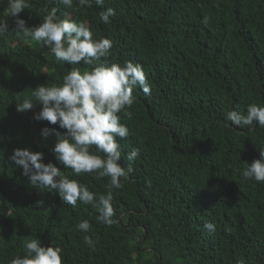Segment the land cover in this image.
I'll return each instance as SVG.
<instances>
[{
  "label": "trees",
  "instance_id": "obj_1",
  "mask_svg": "<svg viewBox=\"0 0 264 264\" xmlns=\"http://www.w3.org/2000/svg\"><path fill=\"white\" fill-rule=\"evenodd\" d=\"M19 14L27 26L43 22L48 9L87 21L93 38H109L107 58L142 65L150 94L133 91L134 104L121 113L129 136L117 138L123 167L139 150L133 172L113 189L114 225L100 223L91 205L75 207L59 195L30 185L9 157L14 149L44 154L69 179L98 194L108 178L75 176L51 152L31 97L37 85L62 83L73 67L57 62L42 43L10 33L0 37V264L25 254L28 236L60 247L63 264H264V182L245 180L243 162L259 158L264 128L226 126L229 111L264 106V0H104L103 6H65L60 0H28ZM115 9L110 23L99 12ZM208 18L205 26L202 21ZM7 19V0H0ZM31 99V110L17 105ZM64 131V130H60ZM87 219L88 233L75 225ZM214 223L210 233L205 225ZM94 234V235H93ZM90 235L95 251L84 244Z\"/></svg>",
  "mask_w": 264,
  "mask_h": 264
},
{
  "label": "clouds",
  "instance_id": "obj_2",
  "mask_svg": "<svg viewBox=\"0 0 264 264\" xmlns=\"http://www.w3.org/2000/svg\"><path fill=\"white\" fill-rule=\"evenodd\" d=\"M65 6H72L73 0H60ZM103 6L104 0H94ZM93 0H78L80 7H92ZM9 17L14 18V27L10 29L7 19L0 18V37L10 33L22 34L26 40L42 43L55 57L57 62L68 65L88 66L81 71L73 67L62 77V83L47 86L37 85L31 91V97L40 105L33 119L37 122L47 121L49 125L40 131V136L47 141L55 137L51 149L55 161L65 169H71L73 175H93L100 180L108 178L106 192L102 194L89 190V187L76 179H69L53 162L44 163L42 152L31 149H14L9 159L22 169L30 185L36 188L50 189L56 192L61 201L75 207L79 201L91 205L97 210L96 219L107 226L114 225L112 201L113 189L121 187V178L133 172L132 162L139 156L138 149H132L127 154L128 166L120 163L121 150L117 138L126 139L129 129L121 123V113L131 118L127 111L136 97L133 91L140 88L143 93L150 94V84L143 67L139 63L125 61L123 65L110 63L107 58L111 55L113 43L109 38H93V33L87 21L65 15H57V9L46 10L43 22L35 26H27L19 14L29 7L28 0H7ZM115 15V9L106 8L99 12L102 23H110V17ZM202 23L207 26L208 18ZM18 112L31 110L34 103L24 99L16 104ZM225 120L226 126L234 129L258 125L264 128V106L249 104L246 111H229ZM64 130V131H60ZM259 158L251 163L243 162L240 173L245 180L257 183L264 182V144L258 150ZM77 230L88 233L91 229L89 220L82 219L75 225ZM205 228L214 233L216 226L208 223ZM94 235V234H93ZM84 244L95 251L92 236L85 235ZM25 254L16 256L9 264H63L62 249L58 246H42V242L31 235L23 243Z\"/></svg>",
  "mask_w": 264,
  "mask_h": 264
}]
</instances>
